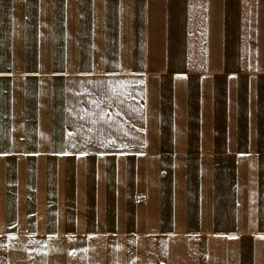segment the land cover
I'll return each instance as SVG.
<instances>
[{"label": "crops", "instance_id": "0c3cea01", "mask_svg": "<svg viewBox=\"0 0 264 264\" xmlns=\"http://www.w3.org/2000/svg\"><path fill=\"white\" fill-rule=\"evenodd\" d=\"M0 264H264V0H0Z\"/></svg>", "mask_w": 264, "mask_h": 264}]
</instances>
